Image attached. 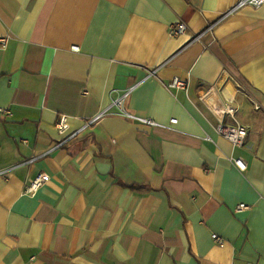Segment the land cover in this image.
<instances>
[{"label": "crops", "instance_id": "crops-1", "mask_svg": "<svg viewBox=\"0 0 264 264\" xmlns=\"http://www.w3.org/2000/svg\"><path fill=\"white\" fill-rule=\"evenodd\" d=\"M238 1L0 0V264H264V5Z\"/></svg>", "mask_w": 264, "mask_h": 264}, {"label": "built area", "instance_id": "built-area-1", "mask_svg": "<svg viewBox=\"0 0 264 264\" xmlns=\"http://www.w3.org/2000/svg\"><path fill=\"white\" fill-rule=\"evenodd\" d=\"M264 5V0H239L238 3L230 9V13L234 11H238L239 9H242L246 6H251L255 8L262 7ZM188 28V25L185 22H179L178 24L172 26L171 33L173 35H180L184 33ZM8 44V38L7 37H0V48L4 49L7 47ZM79 47L74 46L73 50H78ZM167 87L169 89H184L188 90L189 88V82L182 79L181 77H174L171 82L167 84ZM217 89L216 87H212L208 91H206L202 95V100L211 107L214 112L217 114L219 122L216 125L217 132L228 139L234 146L236 147H242L244 146L248 135H249V129L240 124L237 120V113H238V107L234 104V99H231L229 101H222L218 98V95L215 93ZM129 94V92L125 93L122 97H119L115 100V103L119 106V108H122V101L123 99ZM259 108V107H257ZM123 110V109H122ZM122 115H124L127 118L130 119H138L143 121L146 124H154V120L150 118H140L136 116L135 114H132L130 112H121ZM103 114L98 115L97 117L88 120L89 123H94L97 121L100 117H102ZM172 123H177V119H172ZM70 121L69 117L66 115H62L59 117L58 121L56 122V129L59 133V135L62 136V144L69 142L74 138V133L70 132ZM37 158H34L35 160ZM235 164L238 166L240 170H246V164L241 159H236ZM49 179V177L46 176H38L36 179H34L31 183H29L26 186L25 192L29 195H35L36 192L46 183V181ZM248 208V205L245 203H241L238 206V210L246 209ZM212 238L214 241L219 244L220 246L225 245V240L219 236L217 233L212 234ZM253 264V263H248Z\"/></svg>", "mask_w": 264, "mask_h": 264}]
</instances>
